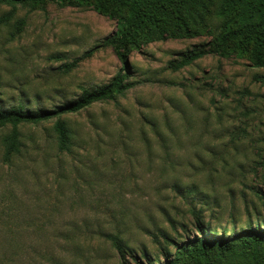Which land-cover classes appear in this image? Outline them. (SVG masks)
Listing matches in <instances>:
<instances>
[{
  "label": "rangeland",
  "instance_id": "1",
  "mask_svg": "<svg viewBox=\"0 0 264 264\" xmlns=\"http://www.w3.org/2000/svg\"><path fill=\"white\" fill-rule=\"evenodd\" d=\"M0 6V17L9 11ZM21 34L11 39L16 21ZM116 30L92 9L19 8L0 26V107L52 108L108 84L123 67L111 48L78 60ZM208 39L166 40L128 59L134 87L55 119L20 125L21 152L3 160L0 128V264H119L104 234L157 252L154 234L192 228V210L217 229L264 223V68L209 55L179 71L170 62Z\"/></svg>",
  "mask_w": 264,
  "mask_h": 264
},
{
  "label": "trees",
  "instance_id": "2",
  "mask_svg": "<svg viewBox=\"0 0 264 264\" xmlns=\"http://www.w3.org/2000/svg\"><path fill=\"white\" fill-rule=\"evenodd\" d=\"M49 3L92 9L116 22L112 35L80 59L61 65L62 73L75 70L79 60L92 56L99 48H111L123 67L108 84L84 89L76 100L52 108L31 109L24 104L0 107V128L12 127L2 139L5 163L21 152L20 125H39L53 119L59 149L69 152L72 132L61 117L125 95L135 86L128 80V59L134 51L151 43L208 39L180 52L170 62L174 71L209 55L246 58L253 68H264V0H0V6L10 8L0 17V26L8 25L19 8L44 10ZM25 26V18L17 20L11 39L21 34ZM261 199L264 203V196ZM191 214L192 228L183 225V234L152 235L156 253L138 251L118 234H104V237L117 253L119 264H264L263 222L219 230L204 221L200 209H193Z\"/></svg>",
  "mask_w": 264,
  "mask_h": 264
}]
</instances>
